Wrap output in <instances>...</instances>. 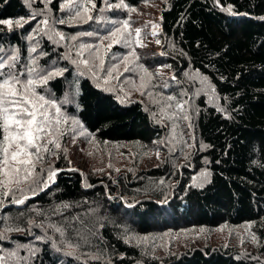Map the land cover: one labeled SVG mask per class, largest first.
Returning <instances> with one entry per match:
<instances>
[{
	"label": "trees",
	"instance_id": "obj_1",
	"mask_svg": "<svg viewBox=\"0 0 264 264\" xmlns=\"http://www.w3.org/2000/svg\"><path fill=\"white\" fill-rule=\"evenodd\" d=\"M125 1L136 7L144 0ZM97 2L100 8L102 0ZM120 10L123 17V9L107 8L105 14L111 18ZM29 16L23 0H0V19ZM158 23L162 51L144 52L143 64L168 65L177 75L193 70L207 78L212 91L182 94L192 106L193 139L185 154L164 145L166 126L153 107L97 84L45 35L29 40L32 20L12 31L0 25V55L19 49L20 63L26 64L36 46L32 55H39L44 72L65 70L38 89L66 100L64 112L97 141L147 147L158 141L164 152L157 166L117 175L81 171L59 156L47 173H38L35 183L15 193L28 197L24 204L11 203L9 196L0 206V224L22 232L8 236L0 229V248L19 247L21 264H264V0H167ZM109 26L99 23L92 30ZM53 170L54 182H47ZM240 224L256 237L257 252L206 245L159 255L143 252L125 235Z\"/></svg>",
	"mask_w": 264,
	"mask_h": 264
},
{
	"label": "rangeland",
	"instance_id": "obj_2",
	"mask_svg": "<svg viewBox=\"0 0 264 264\" xmlns=\"http://www.w3.org/2000/svg\"><path fill=\"white\" fill-rule=\"evenodd\" d=\"M23 1L25 2V0ZM97 1L98 0H95L96 10L90 13L93 19L85 23L82 20H72L75 14L74 8L61 9V4H63L65 0H52V3L55 2L57 4V11L53 9L52 3L48 5V8H45L43 0H32L31 7H29L30 16L24 18L28 21H33L32 29L28 36L35 37L37 35H45L44 32L33 30L37 25L41 28H45L41 21L48 19L49 25L54 32H62L65 35V40L57 44L62 47L66 57H68L67 59L71 62L72 60L88 59L92 65V71H89V69L82 64H77L76 66L85 69V71L95 79L97 84L116 91L120 89L128 97L141 100L153 107L155 112H153V114L156 115V113H159V119L163 121L166 126L167 134L164 138V145L166 143L171 152L173 150L179 152L180 150L182 154H185L190 149V140L193 139V137L188 120L182 117L184 115L188 116L192 106L190 102H186V98L182 94L185 90L191 91L192 94L199 91H205L207 94H211L212 91L204 77L193 70H185L181 75H177L168 65L155 66L150 69L142 62V54H144V52L162 51L163 41L160 34L158 17L163 4L166 3L167 0H144L136 7H131L134 8L135 11L128 12L126 9H123L125 11L123 17L120 15L118 16V13L122 11L120 10L111 18H108L105 14L107 6L104 0H102L100 8ZM117 2H119V0H109V3L114 4ZM48 9H51V11L49 12ZM98 9H104V11ZM34 12L41 14L36 15L33 19L32 13ZM60 19L67 21V23L59 24L57 21ZM124 19H128L131 25L129 29V32L132 33L129 38L133 41L131 47H125L123 42L119 44L113 43L112 47L108 49L105 54L104 48L107 47L110 41L105 40L101 45L100 38L108 35V31L113 25L110 24L109 28L103 31L92 30V27L99 25V23L105 24L106 20ZM60 25L78 27V30L75 32H63ZM83 27H85L86 30ZM134 29L141 30L140 37L137 38L135 36ZM45 31H47V29H45ZM87 32H93L95 35H80V33ZM153 32L156 34L153 35ZM45 36L48 38V35ZM71 36H76L77 39L73 41L70 39ZM54 39L59 40V37H54ZM137 39L140 41L139 44L135 42ZM157 40L160 41L159 44H157ZM81 45H101V55L104 59L103 70L98 68L99 60L94 58V53L90 54L88 50H84L81 56H77V53L81 51ZM133 50L136 53V57L129 55ZM35 56L39 57L37 54ZM126 56L127 60L124 59ZM113 66H116V71L113 72L112 77H108L107 71ZM141 66H143V69H147L148 73L151 74L150 79L142 70ZM125 67L129 68V71H125ZM47 72H43L42 74H46ZM93 73H95V75ZM141 77H144L143 81ZM173 77H175V79H173ZM105 78L108 79V83H104ZM142 82L147 86L141 88ZM44 86L45 85L42 87ZM38 88V92L45 95L46 98H50L47 94L43 93L45 89L41 91ZM141 93H143V95ZM168 96H172L174 99L168 101L166 99ZM56 102L64 115L69 118L68 123L62 126L65 129V135L60 138V149H53L52 153L44 154L43 162L37 164L36 175L38 173H47L50 170V165L59 160V156H61L62 161L66 160L73 168L102 175L108 173H110V175H117L124 170H134L136 172L138 170H146L162 163L164 152L160 146H157L158 141L153 142V144L148 147L131 143L99 142L91 133H88L87 130L83 128L80 122L79 125L73 124L72 119H78L66 114L61 106V102L57 100ZM177 103L184 104V112H180L176 108ZM169 104L172 105L171 108L168 107ZM173 112H176L177 116L180 117L175 121L178 125L175 132L173 131V120L168 118ZM41 169H43V171H41ZM43 178L46 180L45 177ZM29 184L30 183H25L21 185V187L26 190ZM8 218L10 217L6 216L4 220ZM0 226L1 231L5 232L8 236L12 233H22L21 231H16L12 227L10 228L12 229L11 231H5L7 228L2 224H0ZM57 233L61 234L60 232ZM125 235L127 239H132L136 242L143 252L150 251L151 253L153 252L159 255L167 253L173 254L184 249L206 245L230 246L242 251L257 252L259 246L256 240L253 241V233L246 224L235 226L220 225L212 229H178L167 233H161L160 235L152 234L138 236L129 234L128 232L125 233ZM66 247L72 248V246L70 247L69 245ZM11 252H16L18 255L19 247L12 250L0 248V256L6 257L7 264H21L17 256L8 258V254Z\"/></svg>",
	"mask_w": 264,
	"mask_h": 264
},
{
	"label": "snow or ice",
	"instance_id": "obj_3",
	"mask_svg": "<svg viewBox=\"0 0 264 264\" xmlns=\"http://www.w3.org/2000/svg\"><path fill=\"white\" fill-rule=\"evenodd\" d=\"M43 2L45 8H48L52 0H43ZM25 3L31 7L32 0H25ZM104 3L108 9H126L128 12L135 11L134 8L129 7L125 3V0H119V2L114 4L109 3V0H104ZM64 8L75 9V14L72 17L73 21L82 20L86 23L93 19L90 13L96 10V3L95 0H82V2L81 0H65L61 4V9L63 10ZM228 10L230 11V9ZM48 11L50 12L51 9H48ZM101 11H104V9H101ZM40 14L34 12L32 13V18L34 19L36 15ZM57 22L59 24L67 23L63 19ZM27 23L29 21L24 18L16 20L0 19V25L7 26L9 31L13 30L14 25L23 27ZM41 23L45 28L37 25L33 31L44 32L45 35H48L49 40H53L54 43L65 40V35L62 32H54L51 29L48 19H44ZM105 23L113 25L109 29L108 35L100 38L101 45L105 40L110 41L107 47L104 48L105 54L112 47L113 43L119 44L123 42L125 47H131L133 41L129 38L132 33L129 32L131 25L128 19L106 20ZM140 31V29H134L137 38L140 37ZM155 34L153 32V35ZM80 35L93 36L95 33L87 32L80 33ZM54 37H59V40H55ZM28 39L31 40L33 37L29 36ZM70 39L74 41L77 37L71 36ZM135 42L137 44L140 43L139 39ZM159 43L160 41L157 40V44ZM101 45H81V51L77 53V56H81L84 50H88L90 54L94 53V58L99 60L98 68L103 70L104 59L101 55ZM3 52L4 49L0 47V53ZM36 52V46L29 49L28 62L26 64L20 63L19 49H13L11 55H0V206H3L9 196L13 197L11 200L13 204L20 205L25 203L28 197L25 195L23 198H17L15 193L17 191L23 193L24 189L21 185L36 182L33 177L36 175L37 164L43 162L45 153H52L53 149L61 148L60 138L65 135V129L62 126L67 124L69 120L61 111L54 98H46L45 95L37 91L38 87L46 85L50 79L63 75L65 70L50 71L42 74L44 70L39 67V57L32 55ZM40 55H46V53H40ZM129 55L136 57L134 50ZM124 59L127 60V56ZM72 63L82 64L89 71H92V65L88 59L72 60ZM141 68L150 79L151 74L148 73L147 69H143V66ZM124 70L129 71V68L125 67ZM115 71L116 66L109 68L107 76L112 77ZM80 74L83 75L84 73L81 72ZM93 74L95 75V73ZM204 79L206 80L207 78L205 77ZM141 80L143 81L144 77H141ZM104 83H108L107 78H105ZM146 86L142 82L141 88ZM141 94L143 95V93ZM166 99L171 101L174 97L168 96ZM65 102L67 101L65 100L61 103ZM168 107L171 108L172 105L169 104ZM176 108L180 112L185 111L183 103H177ZM220 110L222 111V109ZM168 118L173 120V131L175 132L178 127L175 121L180 117L177 116L176 112H173ZM182 118L190 120V117L187 115H184ZM72 123L79 125V121L75 119H72ZM203 175L206 177L208 174L204 173ZM55 176L56 171H50L47 181L54 182ZM44 187H48L47 182L44 183ZM36 226L40 227V225ZM11 230L10 228L5 229V231ZM15 230L20 231L21 229ZM55 230L60 232L61 235L64 234L63 230L59 227ZM0 239H4L3 234H0ZM37 239L43 238L37 237ZM252 239L255 241L256 237L253 236ZM69 246L71 247V245ZM16 256V252L8 254V258ZM0 264H7L6 257L0 256Z\"/></svg>",
	"mask_w": 264,
	"mask_h": 264
},
{
	"label": "bare ground",
	"instance_id": "obj_4",
	"mask_svg": "<svg viewBox=\"0 0 264 264\" xmlns=\"http://www.w3.org/2000/svg\"><path fill=\"white\" fill-rule=\"evenodd\" d=\"M254 141V140H253ZM257 143V142H256ZM254 144V143H253ZM259 144V143H258ZM231 173V172H230ZM227 174V173H226ZM227 176V175H226ZM236 176V175H235ZM234 181V180H233ZM180 188V187H179ZM230 188V187H229ZM227 189V188H226ZM168 196V195H167ZM161 197V196H160ZM166 198V197H165ZM188 198V197H187ZM226 198H227V196H226ZM157 200H159V199H157ZM183 205V204H182ZM174 206V205H173ZM173 210V209H172ZM183 211V210H182ZM180 212H181V210H180ZM186 213V212H185ZM32 227V226H31ZM30 229V228H29ZM32 229V228H31ZM33 231V230H32ZM25 232V231H24ZM24 232H23V234H24ZM13 234V233H12ZM16 234V233H15ZM21 234V233H20ZM28 234V233H27ZM40 254V253H39ZM37 255V254H36ZM31 256V255H30ZM33 257V256H32ZM34 258V257H33ZM29 259H30V257H29ZM28 259V260H29ZM32 259V258H31ZM30 259V260H31ZM26 260V259H25ZM65 260V259H64ZM74 262V261H73ZM25 264V263H24ZM28 264H29V262H28ZM32 264V263H31Z\"/></svg>",
	"mask_w": 264,
	"mask_h": 264
}]
</instances>
